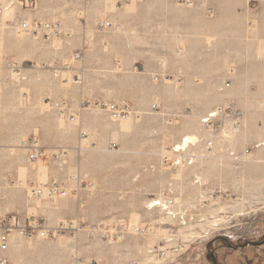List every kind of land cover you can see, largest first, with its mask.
<instances>
[{
  "label": "rangeland",
  "instance_id": "obj_1",
  "mask_svg": "<svg viewBox=\"0 0 264 264\" xmlns=\"http://www.w3.org/2000/svg\"><path fill=\"white\" fill-rule=\"evenodd\" d=\"M8 215L64 225L13 230V264H264V0H0Z\"/></svg>",
  "mask_w": 264,
  "mask_h": 264
},
{
  "label": "built area",
  "instance_id": "obj_2",
  "mask_svg": "<svg viewBox=\"0 0 264 264\" xmlns=\"http://www.w3.org/2000/svg\"><path fill=\"white\" fill-rule=\"evenodd\" d=\"M17 4H19L23 8H33L35 7L36 0H14ZM132 1V0H131ZM40 28L50 29L51 26L48 22L41 24ZM29 24L27 22H23L21 24L22 29H28ZM100 108L108 113L109 118L112 121L122 120L129 113L127 106L123 104H117L113 102L99 104ZM216 112L209 114V116H213ZM204 122L207 119L203 120ZM21 147L25 148L27 160L29 162H33L38 160L44 154V150L38 145L35 139H30L28 141H24L21 144ZM195 155L191 154L187 156V163L191 164L195 160ZM30 192L33 195H42L47 194L48 196H55L57 194L64 195L65 192L59 188V186L55 182H50L49 184L41 185L38 187H31ZM168 198V197H167ZM174 203L172 198L162 199V197L151 201L149 204H153L148 206L149 208L154 206L166 207L171 206ZM121 228L124 230L126 228L125 224H120ZM64 228L63 224H60L56 227H39L31 222H27L24 224L19 223V218L15 215H8L7 217H0V264H13L7 257V252L9 250L10 245V235L11 232L15 229L19 231L20 234L24 235L26 238H31L34 235L40 239H46L49 236H54L57 232ZM139 232V227L136 230Z\"/></svg>",
  "mask_w": 264,
  "mask_h": 264
},
{
  "label": "flooded vegetation",
  "instance_id": "obj_3",
  "mask_svg": "<svg viewBox=\"0 0 264 264\" xmlns=\"http://www.w3.org/2000/svg\"><path fill=\"white\" fill-rule=\"evenodd\" d=\"M250 242H243L242 244H227L229 247H232L233 249H239V248H242V247H245L246 245H249ZM211 256V255H210ZM212 264H217L214 260V258L212 257Z\"/></svg>",
  "mask_w": 264,
  "mask_h": 264
},
{
  "label": "bare ground",
  "instance_id": "obj_4",
  "mask_svg": "<svg viewBox=\"0 0 264 264\" xmlns=\"http://www.w3.org/2000/svg\"><path fill=\"white\" fill-rule=\"evenodd\" d=\"M189 140L193 141L194 140V136H186V137H184L183 142H187ZM151 205H153V204H149L148 206H151Z\"/></svg>",
  "mask_w": 264,
  "mask_h": 264
}]
</instances>
